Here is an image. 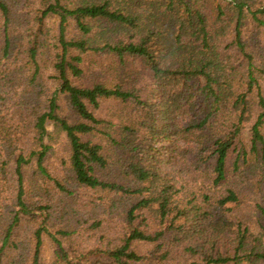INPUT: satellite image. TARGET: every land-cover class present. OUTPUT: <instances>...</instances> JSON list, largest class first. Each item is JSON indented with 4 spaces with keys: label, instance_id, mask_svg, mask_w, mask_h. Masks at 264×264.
<instances>
[{
    "label": "trees",
    "instance_id": "16d2710c",
    "mask_svg": "<svg viewBox=\"0 0 264 264\" xmlns=\"http://www.w3.org/2000/svg\"><path fill=\"white\" fill-rule=\"evenodd\" d=\"M90 54L142 70L77 84ZM30 164L52 186L36 202ZM247 202L264 221V0H0V264H44L46 238L51 264H264ZM91 232L88 254L67 244Z\"/></svg>",
    "mask_w": 264,
    "mask_h": 264
},
{
    "label": "rangeland",
    "instance_id": "374dc122",
    "mask_svg": "<svg viewBox=\"0 0 264 264\" xmlns=\"http://www.w3.org/2000/svg\"><path fill=\"white\" fill-rule=\"evenodd\" d=\"M49 28L52 29L53 36H56L58 31V19L52 17L48 21ZM247 25L245 26L246 33L252 29V25L250 21L247 20ZM73 23L70 24L68 29V37L72 38L75 35L76 29ZM229 40V39H228ZM118 64V60L114 55H106V54H90L89 56L85 57L84 62V78L82 80L77 81V84L80 85H89L93 82H102L105 84H111L118 82L121 77L124 80H127L129 76L136 74L137 72H141V66L137 64H130L126 67H120ZM48 75H53L52 69L47 71ZM51 86L53 91L56 89V85L51 82ZM61 113L63 116L72 117L70 110L67 106V100L64 96L61 97ZM124 107L119 105L115 102H104L102 103L100 109L95 112V115L99 119H114L117 115H119ZM128 109H131L128 106ZM129 110H125L124 113H127ZM49 132L53 133L54 128L52 125L48 126ZM243 144L245 149H248L250 146V137L248 130L244 131L243 134ZM159 149L164 150V146H159ZM65 156V151L60 147V145H55L53 151L46 159V166L50 173L53 175L58 174L61 171V159L60 157ZM23 175H24V187L25 190L32 196L34 202L38 200L39 195H44V192L48 189H52V186H49L48 182L43 180L39 177L38 173L36 172L35 164H30L23 168ZM191 187V184H189ZM80 191V190H79ZM83 196L90 197L91 194H85L82 192ZM51 198V197H49ZM55 200V199H53ZM52 200V201H53ZM83 209V207H81ZM61 212V211H58ZM89 212V211H88ZM92 213V212H89ZM60 215V213H59ZM234 217L239 219L240 221L243 220V224L249 227L253 238L261 239L264 245V221L259 217L258 213L256 212L253 203L247 202L245 205L241 207H237L233 213ZM242 222V221H241ZM67 244L73 248V250H83L85 253L89 252L92 248H98L101 243L98 240V236L95 232H91L87 234L85 237L83 236H76L72 240H69ZM81 246V249H79ZM154 247L146 246V245H138L136 250L140 253H149L153 250ZM55 245L52 241L48 238L45 239L44 248L42 251V259L44 264H51L54 257ZM88 254V253H87ZM88 259H95L96 256H91L90 254L87 255ZM101 260L106 263L105 258H101ZM156 262H152L150 264H155ZM166 263V262H165ZM161 263V264H165ZM158 264V263H157ZM171 264V263H168Z\"/></svg>",
    "mask_w": 264,
    "mask_h": 264
}]
</instances>
